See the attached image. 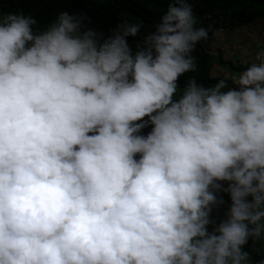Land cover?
Here are the masks:
<instances>
[{
	"label": "clouds",
	"instance_id": "obj_1",
	"mask_svg": "<svg viewBox=\"0 0 264 264\" xmlns=\"http://www.w3.org/2000/svg\"><path fill=\"white\" fill-rule=\"evenodd\" d=\"M193 7L169 3L135 52L140 23L0 12V264H264L246 247L264 242V45L178 88L209 35Z\"/></svg>",
	"mask_w": 264,
	"mask_h": 264
},
{
	"label": "trees",
	"instance_id": "obj_2",
	"mask_svg": "<svg viewBox=\"0 0 264 264\" xmlns=\"http://www.w3.org/2000/svg\"><path fill=\"white\" fill-rule=\"evenodd\" d=\"M172 2L174 0H0V12L22 10L36 18L34 28L43 29L55 20L60 11L65 10L82 15L84 27L93 28L105 37L110 35L111 30L119 23L124 21L140 23L141 28L137 36L127 38L135 52L144 47L140 42L148 33L155 31L167 5ZM188 2L194 6L193 11L198 23L209 29V35L193 48L191 55L196 58L197 67L177 78L178 88H183L191 78L207 86L214 84L213 76L220 77L212 72L214 59L210 49L222 29L264 21V0H188ZM244 69L238 68L239 71ZM234 87L238 86L231 84L229 80L224 90ZM150 130L151 125H148L141 129V132L146 135ZM210 218H214L216 223L221 219L213 213V208ZM246 247L253 260L264 255V242L257 241L253 244L249 240Z\"/></svg>",
	"mask_w": 264,
	"mask_h": 264
},
{
	"label": "crops",
	"instance_id": "obj_3",
	"mask_svg": "<svg viewBox=\"0 0 264 264\" xmlns=\"http://www.w3.org/2000/svg\"><path fill=\"white\" fill-rule=\"evenodd\" d=\"M263 37L264 22L262 21L228 28L219 33L216 42L212 46L215 58L212 72L218 76H235L239 74L243 70L239 71L238 68H246L248 64L252 63L256 46L258 42L263 40ZM223 183L226 187L227 182ZM227 195L229 194L223 191L217 193L218 199L222 197L223 201L227 200ZM216 216L218 219H223L224 213ZM208 227L211 231L214 225L210 224Z\"/></svg>",
	"mask_w": 264,
	"mask_h": 264
},
{
	"label": "rangeland",
	"instance_id": "obj_4",
	"mask_svg": "<svg viewBox=\"0 0 264 264\" xmlns=\"http://www.w3.org/2000/svg\"><path fill=\"white\" fill-rule=\"evenodd\" d=\"M229 195H227V200H225L222 204H218L216 206L213 207V213H215L216 215H219L221 213H225L223 209L227 208L230 204V200H229ZM225 203V205H224Z\"/></svg>",
	"mask_w": 264,
	"mask_h": 264
},
{
	"label": "built area",
	"instance_id": "obj_5",
	"mask_svg": "<svg viewBox=\"0 0 264 264\" xmlns=\"http://www.w3.org/2000/svg\"><path fill=\"white\" fill-rule=\"evenodd\" d=\"M262 45H264V39H263L261 42L258 43V45H257V49H256V51H255V53H254V55H253V58H252V62H255V59H256V53H257V51L259 50V48H260Z\"/></svg>",
	"mask_w": 264,
	"mask_h": 264
}]
</instances>
